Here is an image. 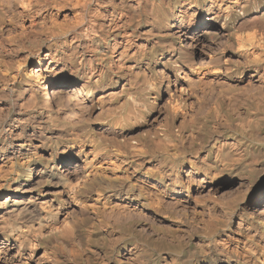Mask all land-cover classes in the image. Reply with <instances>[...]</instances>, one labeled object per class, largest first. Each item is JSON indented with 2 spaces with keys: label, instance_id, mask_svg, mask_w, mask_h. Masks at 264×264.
<instances>
[{
  "label": "bare ground",
  "instance_id": "obj_1",
  "mask_svg": "<svg viewBox=\"0 0 264 264\" xmlns=\"http://www.w3.org/2000/svg\"><path fill=\"white\" fill-rule=\"evenodd\" d=\"M2 33L0 264H264V93L207 81L242 64L264 75V0H0ZM154 66L173 75L180 131L96 138L84 112L106 102L107 78L144 106L160 95L140 75ZM216 89L195 113L198 92ZM232 141L243 152L223 159ZM237 179L244 190L225 198ZM204 184L218 199L192 195Z\"/></svg>",
  "mask_w": 264,
  "mask_h": 264
},
{
  "label": "rangeland",
  "instance_id": "obj_2",
  "mask_svg": "<svg viewBox=\"0 0 264 264\" xmlns=\"http://www.w3.org/2000/svg\"><path fill=\"white\" fill-rule=\"evenodd\" d=\"M252 5H253V7H252ZM252 5H251V7H252L251 12H254L258 8L259 3L255 2V3H252ZM188 11H190V12H188V14H190V16L192 18L193 17L194 18L198 17L201 14V9H195L194 8V10L193 9H189ZM191 12H192V14H191ZM188 14H187V18L190 17ZM240 16H242V13H241L240 8H238L235 11V13H234V17L238 18ZM247 27H245L244 29L241 30L244 34H246L245 32H247V34L249 33V36H251L253 33H255V29H253L254 26H249L248 25ZM249 27H251V28H249ZM204 28H205V25H204ZM16 30H17V34H18L19 28H16ZM250 31H253V33H251ZM5 35H6V33L0 34V39H3V41H5V37H6ZM218 41H216L215 44L212 45L213 47L209 46V47L203 48L204 50L203 49L200 50V52L198 53V55L195 58V61L197 60L196 62H200L199 64L197 63L198 65L201 64L200 67L207 66L206 64L209 61V57H208L209 55L208 54H210L212 52H215L216 50L222 48L223 45L228 41V36L224 35V34H221L219 39H218ZM210 47H211V50H210ZM254 49H256V48H254ZM205 50H208V51H205ZM35 51H36V49H33L32 52H35ZM12 57H13L14 60L17 59V54H13ZM32 59H34L33 55L28 60V62H26L24 69H22V71H21L22 75L25 74V71H29L30 72L29 74L33 73V71L31 72V70L33 68H36V65H35V63L33 62ZM230 60H232V58H230ZM228 62H229V60H228ZM238 68L234 69V76L235 77L231 76L232 78H226V76H225L226 74L224 72H222V73L218 74L217 76H214L215 78L213 76L209 77L207 79V81L210 82L209 84H213V86L218 85L219 83L223 84L224 86L227 83L226 86H231V87H236V86L238 87V86H240L239 85L240 83L242 85L246 84L245 87H246L247 94L251 95L252 93H250V92L255 93L256 91H257L256 93H258V95L261 94V93L263 94L264 90L261 87H262V84L264 82V75H262L260 80L253 81L252 80L253 77H251V74H252L251 72L252 71H249V70L245 69L247 71H245L244 73H238L239 71L242 72L243 64L240 65V67H238ZM161 69H163V70L161 71ZM156 70H158V71H156ZM143 72H144V70L140 72V75L143 78V80L144 81H150V82L154 81L153 83L155 85V89L157 90L159 88L157 91L160 92V95L157 96V98H155L154 101L152 99L146 101V103L144 105L145 107L141 105L143 108L140 105H138V104H136V105H138V106H136L135 103L133 104V102L131 100H128L125 95L123 96L124 93L119 92L120 91L119 83L117 81H115V78L113 79V77L109 76L107 78L108 79L107 80L108 85H105L101 89V91L97 92L98 96L105 95L104 98H105L106 102L105 103H98L97 104V108H94V109L89 108V109H87L85 111L86 113L84 112V117L85 118H89L91 120L92 133L96 136V138L99 137L98 139L102 140L103 142L108 141L106 143H109V144H116L117 145V142L119 144V143L124 142V141H125L124 143H127L129 141L128 140L129 137L128 138H127V136L124 137L122 132H121V128H122L123 125H130V126L133 125V126H135V130L136 131L143 130L142 132H138L137 134L146 133L147 135H146V139L145 140L148 141V143H149V141H150V143L153 142L154 139L157 138V135H158L157 131H159V129H161V128L168 129L171 133H173V135L177 134L180 131V128H181V120H180L181 116H179V115L177 116L176 115L177 116L176 117L173 112H170L171 110H170L169 101H171V100H169V98L172 99L178 93L177 89L175 90V87H172L173 83L175 82L174 78H173V75H171L168 72V70H165V72H164V68H159V67H155V66L152 69H145V72L144 73ZM235 72H236V75H235ZM260 74H262V72H260ZM188 75H189V77H192V76L194 77L195 76L194 73H189ZM149 78H150V80H149ZM220 79L221 80L223 79V81H221ZM167 82L170 83V86L166 85V84H168ZM224 82H225V84H224ZM259 84H261V85L259 86ZM256 85H258L259 87L256 86ZM36 89H37V91L39 93H42V95H43V90L40 87L36 86ZM248 89L251 90V91H249ZM203 91L198 92V99L194 98V100H193V102L195 101L194 103H196V104L193 103V105H195L196 108H198L197 110H195L196 108L194 106L193 111H195V113H196V111H198V112L201 111L202 112L203 111L202 108L205 107V105H204L205 103H206V106H207V103H209V104L211 103V101H212L211 99L213 98L212 96L215 93L214 91L217 92L218 89L212 90V91H210V90L209 91H204V92ZM248 91H249V93H248ZM209 93H211V94H209ZM201 95H203V96H201ZM133 107H135L136 110ZM233 112H234L235 115H237L236 117H238V114L240 116L242 115V111L238 112V111L235 110ZM136 113H137V115H135ZM105 120H107L108 123H103V122H106ZM153 131H154V133H153ZM176 131H177V133H176ZM147 132L148 133L150 132V134H148ZM161 133L162 132H160V134ZM136 136H138V135H136ZM230 149H232L233 151L230 150ZM221 150H222L221 154H222V156H224L223 159H230V160H233V158H236V157H233L234 155L235 156L237 155V157H238V155L240 156L242 154L241 152H243V148L238 146L233 141L229 142L228 145L227 144L226 145H222ZM228 155H229V157H228ZM186 169L190 170L189 167H187ZM239 182H240V180L237 179L236 181L235 180L226 181L223 184L224 188H223L222 191H225V192H223L225 198L228 197L230 194H232V195L235 194V192L237 190H238L237 192H239V189H240V191L242 189L244 190V188H245L244 186L245 185H242ZM215 188L216 187L211 185V184H204L203 187H201L199 189H196L192 193V195L196 196V198H197V195H198V198H201V199L202 198L203 199L204 198H210V197L211 198L214 197L213 199H216L218 197V194L215 193L216 192ZM220 197L221 196H219V198ZM221 198H223V197H221ZM129 212H130V215H132L134 210H133V212L132 211H129ZM132 216H130V217H132ZM145 235H148V234H145Z\"/></svg>",
  "mask_w": 264,
  "mask_h": 264
}]
</instances>
